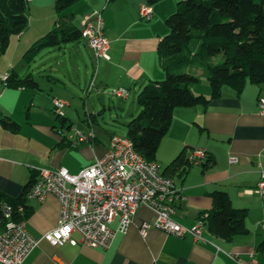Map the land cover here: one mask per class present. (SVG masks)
Instances as JSON below:
<instances>
[{
    "label": "crops",
    "instance_id": "crops-1",
    "mask_svg": "<svg viewBox=\"0 0 264 264\" xmlns=\"http://www.w3.org/2000/svg\"><path fill=\"white\" fill-rule=\"evenodd\" d=\"M144 5L150 4L147 0H79L62 10L79 28L95 10L104 21V33L110 42L108 58H97L83 38L58 45V49H63L71 42V49L79 52L81 61H85L82 49L89 53L91 68L84 71L85 87L90 81L94 85L100 81V90L109 85L127 89V85H133L139 91L150 80L163 78L156 47L167 32L166 25L152 19L156 11L154 4L150 5L151 18L141 17L139 10ZM30 7L35 18L15 34L8 55L0 57V116L18 123L15 131L0 124V190L11 196L17 195L32 171L39 168L64 167L69 173H77L108 148L110 136L114 134L110 133L103 140L91 128L97 113L89 112L81 118L87 131L76 125L88 139L74 144L61 141L57 132L59 126L54 123L52 98L66 102L63 107L66 125H75L70 114L77 111L69 110L66 106L71 105L70 100L59 96L51 85L49 89L40 86L29 69L36 54L27 59L24 56L30 45L52 28L58 13L54 10V0H30ZM63 62L57 56L49 60L50 64L44 61L40 64L39 76L54 86L61 84ZM75 63L77 70L81 69L80 62ZM24 66L28 71L20 74L18 69ZM11 71L19 76L28 75L34 82L27 86L6 84L4 78ZM77 81L81 84L80 75ZM189 87L194 94L208 96L210 93L208 82L199 86V78ZM64 88L76 94L72 87L64 84ZM259 97L264 98V83L247 81L239 91L224 85L217 98L176 107L154 160L163 169L180 153L187 158L189 149H204L213 160L209 166L204 167L203 161L191 164L181 174L171 167L166 169L184 195L183 200L176 202L171 217L184 226H192L200 213L211 207V192L222 189L234 207L244 209V232L224 240L204 226L205 242L194 241L190 235L178 237L158 228H150L142 236L139 224L142 220H152L154 212L147 205H139L127 229L116 230L107 248L79 242L56 246L41 239L22 264H247L251 260L253 264H264V247H261L264 229L260 226L264 221V196L252 191L260 177L258 161L264 148V114L258 108ZM83 106H87L86 102ZM90 131L92 137H88ZM230 157H235L236 161L230 163ZM26 205L25 227L33 236L39 237L56 225L59 202L53 194L48 193L43 201L27 199ZM110 226L115 229L117 219ZM73 236L79 238L76 232ZM230 255H236L237 259Z\"/></svg>",
    "mask_w": 264,
    "mask_h": 264
},
{
    "label": "trees",
    "instance_id": "trees-1",
    "mask_svg": "<svg viewBox=\"0 0 264 264\" xmlns=\"http://www.w3.org/2000/svg\"><path fill=\"white\" fill-rule=\"evenodd\" d=\"M77 1L54 0L58 15L53 26L30 45L24 55L26 59L44 47L82 38L81 28L73 23L69 14L62 13ZM155 1L147 0L150 5ZM26 7L27 0H0V53L6 49L12 34L26 28ZM165 24L167 32L156 47L164 76L140 87L136 98L139 111L126 123L125 136L149 161L155 160L176 107L217 98L224 85L239 91L247 81L264 83V0H178L175 10L166 16ZM193 41H197L194 46ZM200 70L206 72L210 86L208 96L194 94L189 87L198 81L196 72ZM4 81L15 86L34 82L30 76H19L15 71L8 73ZM55 117L60 120V127L71 128L70 124L66 125L65 114ZM0 124L11 131L18 129L16 121L4 116H0ZM60 136L62 142L71 144L65 136ZM203 162L207 167L213 160L206 155ZM190 165L180 153L163 167L162 172L167 174L166 169L171 167L181 174ZM37 175L38 171H32L15 196L0 190V205L7 203L15 208L21 205L27 216L25 194ZM211 199V207L202 211L198 218L212 234L231 240L235 234L245 231L244 209L234 207L224 190H213ZM261 247H264V240Z\"/></svg>",
    "mask_w": 264,
    "mask_h": 264
},
{
    "label": "built area",
    "instance_id": "built-area-1",
    "mask_svg": "<svg viewBox=\"0 0 264 264\" xmlns=\"http://www.w3.org/2000/svg\"><path fill=\"white\" fill-rule=\"evenodd\" d=\"M140 16L149 19L152 14L150 5L139 10ZM81 37L92 49L97 58H108L109 39L104 33V21L99 11L83 23ZM94 87L90 81L87 90ZM128 89L116 87L111 93L126 98ZM258 108L264 114V98L259 97ZM55 115L63 116L66 102L52 98ZM73 144L88 139L78 129H57ZM90 131L88 137H92ZM202 148L189 149L187 161L199 164L206 158ZM264 148L259 155L260 177L252 190L264 196ZM230 157L229 162H235ZM48 193L53 194L59 202V215L56 225L43 232L39 237L33 236L25 227L26 216L23 206L16 208L1 203L0 210V263L22 264L29 252L41 239L52 245L61 246L66 242L99 246L107 248L116 232L125 231L132 222L139 205H147L154 212L152 220H142L139 231L145 236L150 228H158L178 237L190 235L194 241H207L203 235V221L198 218L192 226H184L176 222L171 213L177 201L184 199L174 179L162 172L155 161L146 160L133 146L126 136L112 134L108 148L77 173H69L64 167L56 169L39 168L38 175L28 187L25 198L43 201ZM117 219V227L110 223ZM264 229V221L260 223ZM77 233L76 239L73 233ZM237 259L236 255H230ZM254 261L247 264H253Z\"/></svg>",
    "mask_w": 264,
    "mask_h": 264
},
{
    "label": "rangeland",
    "instance_id": "rangeland-1",
    "mask_svg": "<svg viewBox=\"0 0 264 264\" xmlns=\"http://www.w3.org/2000/svg\"><path fill=\"white\" fill-rule=\"evenodd\" d=\"M177 1L178 0L155 1L153 4L156 11L154 12L152 19L157 22L159 21V24L160 22H163V25H166L163 15L165 12H167L166 13L167 15L172 13L175 10ZM54 10H55V5H54ZM96 11L97 10H95L94 13ZM26 15H27V26H28L30 19L35 18V12L32 10V7H30V0H27ZM166 30H167V26H166ZM14 40H15V34H12L9 37V42L6 47L7 50H4L2 53H0V57H3L4 55H8L10 51L9 49H11ZM70 43L64 45L63 49H58V46L56 48L53 46H48L39 50L35 55L36 57L34 62L31 63V66L29 68L30 71H32L34 77L36 78V80L39 81V84L42 88L49 89V85H51L53 91H56L59 96L68 98V100H70L71 105L66 107H70L68 108L69 110L73 109L77 111V112L72 111L70 114L71 120L73 121V123H75V125H73L71 128L77 129L78 127H76V125L80 126L81 128H84L81 118L85 116V114L87 115L89 112H93V113H97V115L95 116L96 122L93 124L91 123V128H93L95 132L98 133L103 138V140H106L107 136L110 133L125 136L126 123L128 122L131 116L137 114V112L139 111V106L136 101L138 88L134 87L133 85H127L129 86L128 88L129 92L126 98H121L113 95L111 93V90L116 87H112L111 85L106 86L102 90H100L98 86L101 83L100 81L95 83L96 85H94V87L87 90L88 85L86 87L84 86V77H85L84 71L86 70V68L88 70L91 68L89 53L85 49H82L83 57L85 61H81V59H79L80 57L79 52L78 53L74 52V50L71 49L72 46L69 45ZM196 43L197 41H193L192 46H194ZM19 53H21L20 49H19ZM19 53H17V55H19ZM56 56L60 57L62 61L65 62V64H63L64 62L61 64V67L63 68V72H64V74L61 76V84L57 83L54 86V83L52 82L49 83L45 81V79H43L41 76H39L41 73L39 67L40 64H42L44 61L45 64H50L49 60L51 58L54 59ZM76 60L80 62L79 64L81 69L79 70H77L76 68L77 65L75 63ZM84 64H86L87 66L85 67ZM65 69L68 70V73L65 72ZM18 70L20 74H25L28 71L25 68V66L24 68ZM79 75H80L81 84H78L77 81ZM198 78H199V86L202 85L205 81L208 82L206 78V72L204 70H200V72H198ZM64 84L66 85L67 88L72 87L73 91H75L76 94L72 95L71 93H68V90L64 88ZM84 102H86L87 105L86 107L83 106ZM68 109L66 110L67 114L69 111ZM54 123L57 126H59V128H62L64 130L68 129L66 127H62V126L60 127V120L57 118H54ZM83 130L87 131V127L84 128Z\"/></svg>",
    "mask_w": 264,
    "mask_h": 264
}]
</instances>
